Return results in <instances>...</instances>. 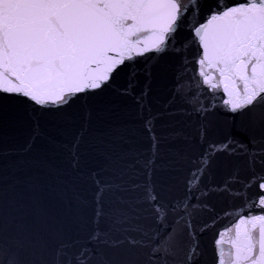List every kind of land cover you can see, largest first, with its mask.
I'll use <instances>...</instances> for the list:
<instances>
[{"label": "snow or ice", "instance_id": "6c2138e0", "mask_svg": "<svg viewBox=\"0 0 264 264\" xmlns=\"http://www.w3.org/2000/svg\"><path fill=\"white\" fill-rule=\"evenodd\" d=\"M200 7L199 0H0V94L15 95L44 111H60L79 95L102 92L125 61L149 52L156 57L166 54L180 29L190 27V43L198 42L202 49L197 63L203 84L210 91L223 88V103L233 117L252 119L246 144L230 135L222 145H210L190 171L186 190L199 189L217 152L235 155L238 147L247 157L250 175L243 181L240 169L233 168L223 188L231 193L233 183H242L249 212L218 234L217 264H264V0H214L202 22L197 16ZM189 11L191 18L186 16ZM142 34H148L151 46L138 47ZM209 68L219 73L218 81ZM133 87L130 82L129 90ZM180 88L178 83V96ZM199 95L187 102L203 116L211 108L195 106ZM85 119L90 121L91 114ZM143 126L150 140V155L142 165L146 179L125 189L94 174L93 226L82 238L65 239L39 215L31 220L20 216L0 191V264H201L191 214L183 202L189 197L169 202L157 190L151 176L160 140L151 117ZM86 132L82 126L73 139L74 166ZM197 134L206 138L203 121ZM100 137L102 145L124 150L125 134L108 131ZM111 155L108 151L105 158ZM253 186L257 190L248 198L247 189ZM113 191L135 195L121 196L119 206L106 213L104 196ZM141 211L143 219L150 217L154 225L166 228L171 214V231L146 226ZM101 221L106 227H100Z\"/></svg>", "mask_w": 264, "mask_h": 264}]
</instances>
